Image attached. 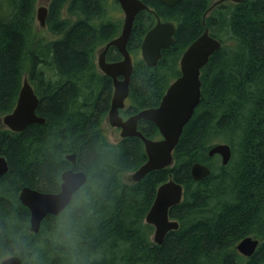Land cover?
<instances>
[{
    "label": "trees",
    "instance_id": "trees-1",
    "mask_svg": "<svg viewBox=\"0 0 264 264\" xmlns=\"http://www.w3.org/2000/svg\"><path fill=\"white\" fill-rule=\"evenodd\" d=\"M35 2L0 0V116L14 107L26 75L45 120L22 131L0 128V155L8 163L0 176V260L16 254L21 264H264V0H182L171 7L142 0L151 10L136 14L127 42L133 71L124 116L159 104L180 75V56L205 27L222 45L200 70V99L172 164L137 182L124 175L145 162L142 140L112 142L101 128L113 83L97 68L96 52L121 31L123 18L113 14L118 2L50 0L45 22L57 36L48 40L37 35ZM156 15L176 30L158 63L148 66L140 45ZM121 58L108 48L106 60ZM137 128L160 137L152 121L141 119ZM218 142L231 147L226 165L207 154ZM70 153L87 180L33 233L19 192L23 186L58 191L62 172L72 167ZM196 161L210 168L198 181L190 174ZM170 174L183 186L181 201L168 212L179 226L156 244L144 219ZM246 235L259 239L250 257L235 248Z\"/></svg>",
    "mask_w": 264,
    "mask_h": 264
},
{
    "label": "water",
    "instance_id": "water-1",
    "mask_svg": "<svg viewBox=\"0 0 264 264\" xmlns=\"http://www.w3.org/2000/svg\"><path fill=\"white\" fill-rule=\"evenodd\" d=\"M123 10V22L118 36L110 39L100 50L96 58L99 70L112 79L113 92L106 120L111 126L120 128V137L137 136L144 145L146 160L130 173L129 180L137 182L148 172L168 167L173 162V150L178 143L183 126L190 119L201 95L200 70L208 62L210 56L221 47L222 43L209 33L205 27L183 51L179 59L180 75L173 79L166 88L159 104L139 110L123 118L119 110L125 107V99L129 92L130 76L133 71V59L127 49V42L132 30L136 14L142 10H151L142 0H116ZM167 6H174L182 0H159ZM224 0H217L214 4ZM238 1V0H233ZM47 7L42 5L36 10V19L40 26H46ZM154 24L146 31L140 45V55L148 66H155L161 58L162 49L168 48L174 42L176 25L173 21L161 20L155 16ZM110 46L122 55L117 61H107L106 52ZM39 98L26 75L22 78L17 99L12 110L2 115L5 127L12 131H22L32 123H43V117L37 115L36 109ZM152 121L158 128L159 138H149L137 128L139 120ZM208 156L219 155L220 163L226 165L231 159L232 150L228 143L218 142L211 145ZM66 158L72 167L61 174L60 188L56 192L40 191L23 186L19 192V200L29 209V228L33 233L40 229L42 220L49 214L57 215L71 201L74 193L87 180L83 170L75 169V154L70 153ZM8 169L4 156L0 155V176ZM210 173V168L198 161L192 163L190 174L198 181ZM183 186L176 182L172 175L158 185L153 202L145 215V222L154 227L152 240L162 244L166 233L177 229L179 223L170 218L169 208L178 204L182 199ZM259 239L253 235L242 237L235 244L238 253L250 257L256 250ZM19 255H8L0 260V264H21Z\"/></svg>",
    "mask_w": 264,
    "mask_h": 264
},
{
    "label": "rangeland",
    "instance_id": "rangeland-1",
    "mask_svg": "<svg viewBox=\"0 0 264 264\" xmlns=\"http://www.w3.org/2000/svg\"><path fill=\"white\" fill-rule=\"evenodd\" d=\"M213 1H217V0H213ZM49 0H36L35 2V16H34V23L36 26V32L37 35L44 39V40H48V39H52L55 38L57 35L51 33L46 26H40L38 20L36 19V10L38 7L45 5L48 6ZM113 14H115L116 17L118 18H123L124 13L123 10L121 9V7L119 5H115V10L113 12ZM63 15L67 16L68 13L66 12V9H63ZM71 19L74 20V16L73 15H68ZM100 52V50H98L96 52V55H98V53ZM97 58V56H96ZM2 115L0 116V128L5 127L2 120H1ZM102 130L104 131L105 135L107 136V138L112 141V142H116L119 138H120V128L118 127H114L111 126L108 121H104L103 124L101 125ZM131 172H127L124 177L125 179H129V175Z\"/></svg>",
    "mask_w": 264,
    "mask_h": 264
},
{
    "label": "flooded vegetation",
    "instance_id": "flooded-vegetation-1",
    "mask_svg": "<svg viewBox=\"0 0 264 264\" xmlns=\"http://www.w3.org/2000/svg\"><path fill=\"white\" fill-rule=\"evenodd\" d=\"M49 1H50V0H49ZM48 4H49V3H48ZM44 6H45V5H44ZM46 7H48V6H46ZM105 57H106V55H105ZM107 61H108V60H107ZM114 61H117V60H114ZM110 62H112V61H110ZM126 107H127V105H126V102H125V107L119 110V114H120L124 119L128 117V116H124V115H123V111L126 109Z\"/></svg>",
    "mask_w": 264,
    "mask_h": 264
},
{
    "label": "bare ground",
    "instance_id": "bare-ground-1",
    "mask_svg": "<svg viewBox=\"0 0 264 264\" xmlns=\"http://www.w3.org/2000/svg\"><path fill=\"white\" fill-rule=\"evenodd\" d=\"M76 248V247H75ZM29 251V250H28ZM15 252V251H14ZM30 253V252H29ZM12 255V254H11ZM14 255V254H13ZM16 255V254H15ZM55 255V254H54ZM59 255V254H58ZM37 256V255H36ZM47 256V255H46ZM61 256V254H60ZM21 257V256H20ZM24 257V256H23ZM66 257V256H65ZM32 259V258H31ZM37 259V258H36ZM42 260V259H41ZM78 260V259H77Z\"/></svg>",
    "mask_w": 264,
    "mask_h": 264
}]
</instances>
